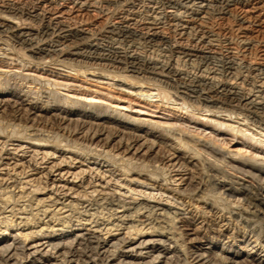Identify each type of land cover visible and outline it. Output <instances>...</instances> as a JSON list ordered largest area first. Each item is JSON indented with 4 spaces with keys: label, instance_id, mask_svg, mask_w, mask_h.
<instances>
[{
    "label": "bare ground",
    "instance_id": "obj_1",
    "mask_svg": "<svg viewBox=\"0 0 264 264\" xmlns=\"http://www.w3.org/2000/svg\"><path fill=\"white\" fill-rule=\"evenodd\" d=\"M0 51V61L16 62L30 74L34 72L41 79L47 78V81L48 78H53L55 82H45L50 87L53 86L54 90L68 87L57 80L65 82L67 76L62 72L69 71L84 78L89 76L100 83L107 82V85L130 94H150L160 104H171L184 111L185 118H180V115L173 118L174 113L166 112L162 118L149 123L147 129L137 126L134 119L124 123L121 117L112 118L108 110L101 113L91 105H88L91 111L84 108L82 111H75L69 106H61L55 110L58 114H52V117L62 124L75 122L74 129L77 131L74 135L80 133L87 136L92 143L97 141L104 142V145L111 144L113 148H117L116 151L122 149L125 155L131 153L134 157L145 158L158 147L166 149V155L162 156L165 170L169 174L175 172L176 176H181L178 181L184 186H188L190 180L184 178L186 174H180L185 172V166L195 167L201 161L205 163L213 174L206 175L204 183L207 181L214 187L220 185L228 196H243L246 205H241L243 208L237 205L234 208L233 205L225 211L224 206H220L223 207L221 210L217 206V201L220 202L221 199H209L210 195L204 194L203 185L196 184L195 189L200 193L196 196L197 201L203 204L206 216L215 222L217 214L223 211L228 217H221L219 231H215L214 237L204 241L198 238L199 228L187 229L186 236L188 243L192 245V256L188 257L190 262L183 261L182 264H264L263 256L255 250L257 242L264 244V162L256 157L264 153V0H0ZM2 72L0 71L1 75ZM24 76L26 79H22H29L32 83L37 77L28 74ZM44 80H40L42 84ZM5 94L0 90V109L9 106V100H4ZM6 95L17 98L13 94ZM61 98L63 105H67L68 99ZM12 105V108L19 111L24 104L18 99ZM77 107L81 109L79 105ZM47 110L34 106L28 115L36 118L39 117L36 115L38 112H48ZM92 110L95 112L92 113ZM92 121L115 124L120 129L94 124ZM153 129L160 136H155ZM227 136L232 140H240L250 152L246 150L247 153L231 155L223 149L227 146ZM27 139L36 144L28 143L30 147L23 148L14 144L9 145L12 147H0V176H4L0 178V197L4 198L2 210L11 207V214L15 217L16 203L26 199L30 204L35 200L36 193L47 191L45 201L50 206H43L42 211L37 209L35 215L31 213L32 219L29 221L28 218L25 223L37 221L39 212L45 218L49 217L50 221L62 220L64 223L60 212L68 207L74 208L79 205L78 202L83 201L89 203L90 207L93 206L92 202L99 205L101 203L104 207L106 205V208L109 206L108 213L116 203V208H122L123 211L117 212L121 213L120 217H116L117 213L108 214L107 218L103 216L99 225L94 219L91 224L82 225L89 226L88 229L70 227L55 232L54 227L49 225L46 230L51 231L46 235L44 228L32 232L30 236H7L4 233L0 235V264H179L176 260L182 250H169V239L163 240V236L159 234L160 231L166 233L168 230L167 227H162L165 220H175L178 217L176 211L172 213V210L183 212L181 216L188 215L186 208L183 210L180 207L183 193L173 190L171 197L168 195L170 198H165L168 187L166 190L163 187L167 186L168 180L160 179L164 184L157 185L158 179L150 176L154 172L148 176L145 174L148 182H154L150 185L152 192L147 194L137 191L135 195L114 178V172L108 168L109 164L103 169V166L93 163V166H97L95 169L87 167L88 171L82 169L73 173L70 172L71 168L75 169L76 164H84L77 161L71 162L73 167L63 161L54 164L49 161L57 160L56 157L48 153L38 163L37 157L40 154L29 151L31 146L45 148L50 143L62 145V141L57 137L34 140L28 136ZM61 147L66 150L75 149L68 144ZM217 155H221L223 161L226 156L232 158V163H227L228 169L230 167L235 174L248 178L251 182L247 184L244 179L239 180L234 175L233 178L224 180L221 177L224 176L223 171L221 179L217 178V170L221 169L216 165L219 158ZM235 155L243 161L235 160ZM115 157L108 160H119ZM195 160H198L196 165ZM119 161L126 164L120 171H124L126 166H130L127 167L129 170L133 169V161L123 158ZM62 167L67 171L62 173ZM18 169L21 170L16 173ZM134 170L136 174V169ZM143 171L144 169L141 172ZM137 174L141 177L143 173ZM25 186L35 190L23 192ZM15 190H18L17 194ZM126 199L129 202H125ZM68 200H71L69 204H64ZM173 200L175 203L179 201V207L175 206ZM35 201V207L45 203L43 199ZM58 205L61 206L60 209H57ZM185 219L188 220L180 218ZM231 220L241 226L242 231H234V238L245 244L247 249L244 253L233 250L229 243L219 239L229 234L232 229ZM124 223L130 224L126 228L127 233L113 235V231L123 229ZM108 226L111 228H107ZM145 229L148 231H144ZM174 229L173 227L171 230L178 231ZM248 230L253 236L251 239L246 237ZM38 234L44 238L29 243L27 247L26 241L36 238ZM132 236L140 238L136 240ZM217 241L219 244L221 242V249Z\"/></svg>",
    "mask_w": 264,
    "mask_h": 264
},
{
    "label": "rangeland",
    "instance_id": "obj_2",
    "mask_svg": "<svg viewBox=\"0 0 264 264\" xmlns=\"http://www.w3.org/2000/svg\"><path fill=\"white\" fill-rule=\"evenodd\" d=\"M1 54H2V52L0 51V55ZM3 61L4 60L0 61V62H2V64L0 63V71L1 72L3 71L2 72L3 75H1V73H0V90H2L3 93L5 92L6 94L9 93V94H13V95L17 96V98L19 100L23 101L24 105H23L22 109L20 108L19 111H16L14 108H12V106H13L12 104L14 101H16L18 99L10 97L9 95H6V94L4 95V100L5 99L9 100L10 103H9V106L7 105V106H5V108L3 107L2 109H0L1 110L0 111V147H2L3 145L9 146L11 144L21 146L22 148L23 147H30V146H28V143L34 144L35 141H33V140L28 141V139H27L28 136L31 137V139L35 138L36 140H43V139L45 140L47 138V136H48V138H54V137L56 138L57 137V139L62 141L61 142L62 145L56 146L55 143H53V145H52V143H50V144H47V146H49V147H45V148L36 147V146L32 147L31 146L29 151L38 152L40 154L37 157L38 163L41 162L40 159L44 156V154L48 153V154H53L56 157L57 160H50L49 161V162L53 161L54 164L55 163L58 164L61 161L65 162L66 165H71L72 167L74 164L72 165L71 162L74 163L75 161H77V162H80L81 164H84L83 166H80V164H76L75 169L71 168L70 172H73V173H77L82 169L88 171L87 167H92L95 169L97 166L96 165L93 166V163L99 164L100 167L103 166V169H105V167H107L109 164L108 168L110 167V169L114 172V175H115L114 178L116 180H118L121 185H124V187L126 186L127 188L126 187L125 188L127 190L132 191L133 194H135V195L137 193H139V191H140V193L145 192L147 194L152 192V189H150V188L154 182H148V180H146V175L148 176L154 172L150 176H152V177L155 176L154 178L158 179L157 185L164 184V182L163 183L161 182L162 179L168 180L167 186H165L166 188L163 187L164 190H166L168 187V190L165 191L166 192L165 198H167V197L170 198L171 197L170 193L173 192V190H177L181 194L183 193L181 195L182 201H180V203H182L183 205L181 204L180 207L183 210H185L184 208H186L188 215L181 216L180 214H182L183 212H181V211L178 212L177 210H172L171 211L172 213H175V211H176V214H178V217L175 220H172V218H171L167 221L166 220L164 222L162 221L163 225H162V223H161V225L164 228L167 227L168 230L170 228L173 229V227H174L175 229H178V231L175 229H174L175 231H172L170 229L169 232L171 233V235L168 232V230H166V233H165V231H162L164 233H161V231H160L159 234H161V236H163V238H161V239H163V240L169 239V241L167 242V244H168L167 247H169V250H172L173 248H177V249L183 251V253L181 251L178 254L179 259L176 260V262H178L179 264L180 263L182 264L183 261L190 262L191 259L190 258L188 259V257L192 256V252H191L192 251V248H191L192 245L188 243L187 236H186L187 231H188L187 229L192 230L195 228H199L198 238L204 241L205 239L214 237L215 231H217V232L219 231L218 227L220 224L221 217H223L222 219H224V217L225 218L228 217L225 213H223V211L221 212L220 210H219L220 212L217 214V221H215V222L213 221L214 219H210L206 216L203 204L200 203L199 200L197 201L196 196H199L200 193H198L197 190L195 189L196 184H197V186L203 185L202 186L203 190L205 189L204 194L206 193V195H208V196L210 195L209 199H214V198L219 199V200L221 199L220 200L221 203L219 201H217V206L221 210H223V207H220V206H224V211L228 208H232L233 205H234L233 206L234 208H236L237 206L239 208L242 206L245 207L246 202L243 201V196L232 195L233 197H231V196H228L224 192V189L221 188L220 185H217V187H214L213 185H211L207 181L204 183V181L207 180V176L210 174H213V172L211 173L210 172L211 168H209V166H207L202 161H201V163L204 166L201 165V163L198 162V160H195V162H194L195 165L198 162L197 166H195V167L193 165L185 166L186 169L185 168L183 169L185 172H180V174H182V175L186 174V176H184L185 179L186 178H188V180L190 179L188 186L187 185L184 186L183 184H182L183 185L182 186L181 182L178 181L181 176L180 177L176 176L177 174L175 172L169 174V171L167 169L165 170V167H164L165 161L162 160V156L166 155V153H164V151L166 149H164V148L159 149V147H158V148H156V150L153 153H149L147 156H145V158L144 157H140V158L134 157L131 155V153L128 155H125V153H123L122 149L116 151L117 148L116 147L113 148L111 144L109 145L107 143V145L106 144L104 145V142L97 143V141L92 143L89 140L90 138H88L87 136L85 137V136L81 135L80 133L78 134L79 136L74 135L75 132L77 131L74 129L75 124H76L75 122L71 123V124H68V123L62 124L61 121H59V120L55 121V118L52 117V114H53V116L58 114V112L57 111L55 112V110H58V108L60 109L61 106H63L64 108H67L69 106V108L76 109L75 111H78V110L82 111L83 108L85 110H89L88 105H91L92 107H94L93 108L94 110L99 111L101 113L108 110L109 111L108 114L111 115L112 118H116L117 116L121 117L122 121L124 120L123 121L124 123H129V122L133 121L132 119H134L137 126H139L142 129H147V127L150 126V125H148L149 123H152V121L154 119L156 120L157 118H162L163 117L162 115H165L166 112L174 113L175 116H173V118L179 117L178 115H180V118H182L184 116L186 117V115H184V111L178 110L175 106H173L171 104H168V106H165L164 103L160 104V102H158V100L150 94H143V96L130 94L129 92L120 91V90H117L115 87L107 85V84H109L107 82H101L100 83L99 81H97L94 78H91L89 76H85V78H84L81 75L74 74V72L69 73V71L62 72L64 76H67L66 77L67 79L66 78L64 79L65 82H61V80H57L58 83L66 84V85H68V87L67 88L58 87V88H55L56 90H54L53 86L50 87L47 84L48 81H50V82L52 81L51 83H53V81L55 82V80L53 78H48V81H47V78H45V77H42V79H41V77L38 74H36L34 72H31V74H30V72L27 71L25 69V67H24L25 70L22 69V67L19 64H17L16 62H11L9 60H5L4 62ZM7 61L9 62L10 67L8 66ZM13 64L15 67L13 66ZM6 65H7V67H6ZM11 73H14V74H11ZM15 73H17V74L21 73L22 75L21 74L17 75ZM26 74H28L30 76L33 75L34 77H36V76L39 77L38 78L39 81L37 80V77L35 78L36 80H34L33 83L29 79L28 80L22 79V78L26 79V76H24ZM2 76H4V77H2ZM5 76H6V78H5ZM13 77H15V78H13ZM11 78H13V79H11ZM44 78H45V80H44ZM40 80H44L43 84H42V81H40ZM36 81H38V82L36 83ZM45 81H47V82H45ZM47 85H48V87H46ZM20 86H21V88H20ZM23 91H26V92H23ZM40 92H42V93H40ZM24 93H26V94L24 95ZM27 93H30V94H27ZM38 96H39V98H38ZM61 97L68 99V102L66 100L67 105H65V104L63 105V101H61L62 100ZM58 98H60V100ZM48 99L49 100L51 99L50 100L51 102ZM78 105L80 106L81 109H77ZM34 106H36L38 108H42V109L47 108L48 112H38L36 115H38L39 117H36V118H34L33 116H29L28 114L31 113L30 112L31 107H34ZM6 107H8V108H6ZM48 107H53L54 109L50 110V108H48ZM4 109H5V111H4ZM94 110H92V113L95 112ZM89 111H91V110H89ZM11 112H13V113H11ZM200 115L203 117L206 116V114H200ZM35 121H36V124L34 123ZM234 122H237V121H234ZM92 123L104 125V126L109 127V128L120 129L119 126H116L115 124H111V123H107V122L102 123L99 121H92ZM232 124L234 126L237 125L235 123H232ZM22 128H24V129H22ZM26 130H27V133H25ZM153 130H154L153 134L155 136H160L159 132H158L159 133L158 134L155 131V129H153ZM70 131H71V133H70ZM24 135H26V137ZM230 135L231 134H229V136ZM15 136H17L18 138H16ZM21 136H23V138H21ZM229 136H227V138H226L227 146L223 147V149L227 150L229 153H231V155L237 154L238 152L241 154L247 153L248 150H249L248 153L250 152V149L246 145H243L240 140H237V139L232 140V139H230ZM78 137H80V138H78ZM236 137H237V135H236ZM38 138H40V139H38ZM237 138H239V136ZM54 144H55V146H54ZM64 144H68L70 146H73V147H75V149H71V148H69L67 150L64 148L62 149L61 146H63ZM89 145H90V147H89ZM95 145H97L98 147H96ZM9 147H12V146H9ZM91 147H92V149H90ZM94 147H96V148H94ZM95 149L98 150V152L101 149L103 151H100L99 152L100 155H99ZM62 150H65V151L62 152ZM157 151H158V153H157ZM71 152H73V153H71ZM105 152H107V154ZM103 153H104V155H103ZM258 153H262V152L258 151ZM110 154L112 157L116 156L115 158L116 159L119 158V160L123 158L126 160L128 159V161H130V162L133 161L132 163H134V164L131 165V168H133V169H130L131 170L130 171L129 169H127V167L130 168V166H126L124 171H122V170L120 171L119 169H121L122 166H124L126 164L123 165L122 161L120 162L119 160H115L114 162H113V160L111 161V159L108 160V158H112L110 156ZM32 155H33V153H31V156ZM217 157H219V158H217V162H216L217 164L216 163L215 164L217 165V167L219 166L218 168L221 167L220 170L219 169L217 170V178L221 179V177H222V179H224V180H225V178H226V180H229V179L235 177L239 180L244 179V182L246 181L247 184H249L251 182L248 178H244L243 176H241L239 174H235V172L232 171L230 169V167L228 169L227 163L231 162L232 158H230L229 156H226L225 161H223V159H221V155H217ZM256 157H258L260 160H262L264 162V153H262L260 155H256ZM137 158H138V160H137ZM233 158L235 160L243 161L241 158H239L237 156L233 157ZM28 159H30V158H27V160ZM11 161L14 162L15 160H11ZM116 161H118V162H116ZM141 161H143V163ZM210 161H212V160H210ZM13 162H11V163H13ZM115 162H116V164H115ZM135 162H137V163H135ZM222 162L225 164V166H223ZM123 163H126V162H123ZM220 164H222V165H220ZM142 165L143 166L145 165L143 168L144 169L143 172H141L143 170L141 168ZM40 166L44 167L46 165H40ZM138 166H139V168H138ZM222 166L225 168H223ZM229 166H230V164H229ZM77 167H80V168L78 169ZM113 167H114V169H113ZM116 167H117V169H116ZM205 167H206V169H205ZM62 168H63L62 173L67 171V169L65 167H62ZM134 169H136V174H135ZM158 169H160V170H158ZM162 169H163V171H162ZM20 170L21 169H18L16 171V173H18ZM186 170H187V172H186ZM219 171H220V173H219ZM2 172L5 173L4 171H2ZM121 172H122V174H121ZM138 172L140 174L143 173L144 175L145 174L146 175L144 176L142 174L140 177L139 174H137ZM11 173L12 172H10V174ZM126 173H128V175ZM222 173L224 174V176L222 175ZM166 175H167V178H166ZM232 175H234V176L232 177ZM3 177L4 176H0V178H3ZM157 177H159V178H157ZM168 177H170L173 182L171 181L170 178L168 179ZM85 178H87V176H85ZM193 178H194V180H193ZM137 181H139V182H137ZM141 181H143V182H141ZM39 182H41V179L39 180ZM168 183H170V184L172 183V184L170 185ZM194 183H195V185H194ZM192 184H193V186H192ZM204 184H206L205 186H207V188L204 187ZM154 186H156V184ZM211 188L213 191L211 190ZM216 189H218V190H216ZM29 190L34 191L35 189L33 187H30V186H25L23 192H26V191L28 192ZM90 191L91 190H88V192H90ZM123 191H126V190H123ZM123 191H121V193H124ZM17 193H18V190H15V194H17ZM46 193H47V191H42L40 193H36L34 199L37 201L43 199L45 201L47 196H48V194H46ZM221 193H223V194H221ZM216 194H217V196H216ZM79 195L81 196V193ZM127 195H129V194H127ZM135 195H132V196L137 197ZM222 198L223 199L227 198L228 201L227 200L225 201V199L223 200ZM52 199H53V197H52ZM239 199H241V200H239ZM3 200H4V198L0 199V235L5 233V234H7V236H14L16 234L30 236V235H32V232L33 233L38 232L42 228H44L43 232L46 235L47 233H49L51 231V229L46 230L49 225L51 227H54L53 230L55 232H59V230H61V231L66 230L70 227L72 229L74 227H76V229L77 228L78 229H84V227L88 229L89 226H82V225L91 224L93 219L95 222L98 221L97 224L99 225L102 223V217L103 216H104V218H107V216H109L108 214H112V213L115 214L117 212L123 211L122 208H116V203H115V206H113L112 210L109 211V213H108V210L110 209L109 206H107V208H106V205L104 207V205L101 203L99 205V203L92 202L93 206L90 207L89 203L87 204V203H84V201H83V202H78L79 205H76L74 208L71 207L72 209L70 207H68V208H65L64 210H62L60 212V218L63 219L64 223H62V220H61V222L60 221H54V220L50 221L49 217L45 218L46 216H42L41 212L38 213L39 216H38L37 221H35L34 223H31V222L25 223V221H27L28 218H29V221L32 219L31 213L33 215H35L37 213V211H36L37 209L42 211V209H43L42 207L43 206H50V203L48 201H45V203L43 205H41L40 207H35V205H36L35 200H33V202L30 204H29V202H26V199L23 201L20 200V202L16 203V207H15V211H14L16 213V215L14 217V215H12L11 211H10L11 207L6 209V210H2L4 208V205L2 204ZM122 200H124V198H122ZM70 201L71 200H68L64 204L68 205ZM125 202H129V199H126ZM172 202H174V200ZM180 203L177 200L175 203V206L179 207L178 204H180ZM219 203H220V205H218ZM222 204H226L228 206L222 205ZM235 205H237V206L235 207ZM225 206H226V208H225ZM60 208H61V206L58 205L57 209H60ZM22 209H24V210H22ZM52 209H54V208H51V210ZM157 213L159 214L160 212H157ZM120 215H121V213H117L116 217H120ZM98 216H99V218H98ZM181 217L188 218L189 221L187 219L180 220ZM88 220H90V221H88ZM176 220H177V222H176ZM4 221H5V223H1ZM11 221H12V224H11ZM10 224L12 226H10ZM231 224L234 226L230 225V227H232V229H230L229 234H227L224 237H221L219 239L229 243V245H231L233 250L235 249L241 253H244V250L246 251V249H247L245 244H243L242 242L241 243L238 242V239L234 238V236H235L234 233L236 232V230L242 231L240 229L241 226L238 225V223L236 224V221H234V220L233 221L231 220ZM45 225H47V226H45ZM72 225H73V227H72ZM94 225H95V223L92 224L91 226H94ZM166 225H169V226H166ZM216 225H218V226H216ZM129 226H130V224L124 223L122 226V228H123L122 230L113 231L112 234L113 235L114 234L120 235L123 233L125 234L128 231L126 228H128ZM103 227H101V229H103ZM107 228H111V226H108ZM138 228H140V227H138ZM146 228L148 229L149 226H147ZM5 229H8V230H5ZM113 229H111V230H113ZM147 229H145L144 231H148ZM176 232H179V234H177ZM104 233H105V231L102 232V234H104ZM132 233L134 234L135 232H132ZM217 235H218V233H217ZM156 236H158V231L156 233ZM133 237H135L136 240H138L140 238L139 236H132V238ZM246 237L250 238V239H251V237H253L249 230L246 232ZM41 238H44V236L41 237L40 234H38L36 238L33 237L32 239L27 240L25 245H27V247H28L29 243H32L35 240H40ZM157 239H159V238H157ZM217 239H218V236H217ZM174 240L177 241L176 245L174 243ZM41 241H43V240H41ZM217 243L219 244L218 241H217ZM220 244H221V242H220ZM220 244L218 245L219 249H221ZM262 244L263 243H261V242L260 243L257 242L258 246L255 250H257V253L260 254V256L262 255L263 259H264V244L263 245ZM186 253H187V255H186L187 258L185 256ZM183 254H184V256H182ZM189 255H191V256H189Z\"/></svg>",
    "mask_w": 264,
    "mask_h": 264
}]
</instances>
